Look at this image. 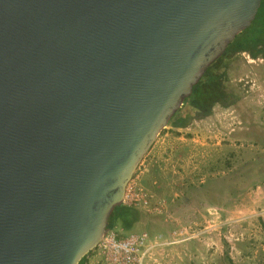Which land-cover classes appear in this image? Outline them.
<instances>
[{"label": "water", "instance_id": "95a60500", "mask_svg": "<svg viewBox=\"0 0 264 264\" xmlns=\"http://www.w3.org/2000/svg\"><path fill=\"white\" fill-rule=\"evenodd\" d=\"M263 1L0 0V264L147 235L121 228L127 185L165 129L234 137L249 102L196 90Z\"/></svg>", "mask_w": 264, "mask_h": 264}, {"label": "rangeland", "instance_id": "374dc122", "mask_svg": "<svg viewBox=\"0 0 264 264\" xmlns=\"http://www.w3.org/2000/svg\"><path fill=\"white\" fill-rule=\"evenodd\" d=\"M249 104L243 123L232 127L235 138L185 147L173 139L160 150L165 129L139 164L131 182L151 195L153 217L144 232L160 244L145 264H264V179L241 189L230 178L256 160L264 165V108ZM97 250L86 263L107 264L94 257Z\"/></svg>", "mask_w": 264, "mask_h": 264}, {"label": "flooded vegetation", "instance_id": "af4514ba", "mask_svg": "<svg viewBox=\"0 0 264 264\" xmlns=\"http://www.w3.org/2000/svg\"><path fill=\"white\" fill-rule=\"evenodd\" d=\"M222 103L243 100L264 108V37L235 44L234 50L215 69ZM215 83V80H212Z\"/></svg>", "mask_w": 264, "mask_h": 264}, {"label": "trees", "instance_id": "16d2710c", "mask_svg": "<svg viewBox=\"0 0 264 264\" xmlns=\"http://www.w3.org/2000/svg\"><path fill=\"white\" fill-rule=\"evenodd\" d=\"M261 36L264 37V1L262 2L260 11L253 25L243 35L238 37L233 42V44L227 50L224 58H226L231 53V51L234 50L235 44L237 42L243 39L249 38V40L254 43V42H257ZM223 60L225 59L220 60L219 62L215 63L212 66L211 70L207 73L205 80L201 83V85L196 90L194 102L196 105H198L201 108L206 107L207 105H209L211 102H214V101L221 102L220 101L221 98H219L221 97L219 81L218 79H216L217 76L214 75V69ZM212 80H215V83H213ZM186 120H187L186 116L185 117L179 116L176 119H174L171 122V124L173 126H180L183 123H185ZM215 168L213 167L212 169H210V172L216 171ZM230 168H231V164L227 163L226 169H230ZM238 172L239 171L230 173L231 184L236 188L244 189L245 186L251 184L252 181H254L255 179L257 178L264 179V165L259 166L258 160H256L255 165L249 164L242 172H239V173ZM147 216H148L147 213H142L141 211L137 210L136 208L132 206H126L121 212V215L119 217V222H120V225L123 231H128L129 229L134 227L137 222H139L140 220L146 219ZM86 260H87V257L83 258L79 264H85Z\"/></svg>", "mask_w": 264, "mask_h": 264}, {"label": "built area", "instance_id": "2783aa9c", "mask_svg": "<svg viewBox=\"0 0 264 264\" xmlns=\"http://www.w3.org/2000/svg\"><path fill=\"white\" fill-rule=\"evenodd\" d=\"M125 201L128 205L149 212L151 195L130 180L126 188ZM157 240L158 237L149 239L145 234L125 238L111 236L99 244L97 252L93 255L107 264H145L151 260L153 252L160 246Z\"/></svg>", "mask_w": 264, "mask_h": 264}, {"label": "crops", "instance_id": "0c3cea01", "mask_svg": "<svg viewBox=\"0 0 264 264\" xmlns=\"http://www.w3.org/2000/svg\"><path fill=\"white\" fill-rule=\"evenodd\" d=\"M210 137L214 136H206L201 133H196V132H182L174 129H168L167 132L163 133L162 137L160 138L161 140V145L159 146L160 150H165V147L168 148L169 142L173 139L179 140L181 147L185 146H203V145H209V143H212L210 140ZM168 156L165 153V158ZM154 158H157V151L152 155L150 158V161ZM85 264H88L85 262Z\"/></svg>", "mask_w": 264, "mask_h": 264}]
</instances>
